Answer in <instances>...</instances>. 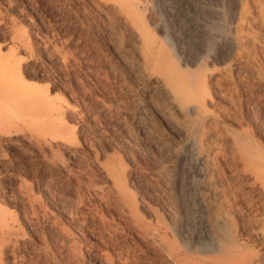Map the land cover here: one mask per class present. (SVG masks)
<instances>
[{
    "label": "rangeland",
    "instance_id": "obj_1",
    "mask_svg": "<svg viewBox=\"0 0 264 264\" xmlns=\"http://www.w3.org/2000/svg\"><path fill=\"white\" fill-rule=\"evenodd\" d=\"M90 1L0 0L1 50L63 106L0 124L1 264H264V0H196L198 27L160 11L155 53L180 82L208 75L205 115L189 118L144 67L138 33Z\"/></svg>",
    "mask_w": 264,
    "mask_h": 264
},
{
    "label": "bare ground",
    "instance_id": "obj_2",
    "mask_svg": "<svg viewBox=\"0 0 264 264\" xmlns=\"http://www.w3.org/2000/svg\"><path fill=\"white\" fill-rule=\"evenodd\" d=\"M91 1L95 5V8H97L102 14L109 17V19H119L126 26V28H130L132 30H135L138 33L137 35H139V37L141 39V43L143 45V65L146 69H151L150 71L157 73V76L155 77L157 87L165 89L166 92H168V94L170 95L172 102H175L178 99H186L187 101L189 100L186 104L183 103V105L180 106L179 109L181 110L182 114L188 118H189V116H192V115L202 117V115L204 113L203 111L207 105V103H206L207 99H206L205 95H203L202 92L203 91L205 92L207 89V77H208V75H206V72H205L204 75L202 74V77H199L198 79H196L197 77L195 76L196 78L194 80L192 78V80H190V81L188 79L186 83L180 82L179 78H180V76H183L181 74L182 69H179L176 65H172V66L168 65L163 56L155 53L156 51H154V49H155L156 41L152 35V32L150 31L151 26L155 29L159 28V29L167 30V28H169V27H167V24H162V22L158 18L160 15V11H162V9L168 11V13H170L171 15H174L177 18L178 22H183L182 18H186L187 20H189V23L187 26L198 27L197 22L192 19L193 18L192 16H194L192 14V11H189L186 9V8H188L189 5H193V7L195 5H197V4H194L196 0H173L175 5L167 3V0H161V1H163V3L161 2L163 4L162 8L156 6L155 3L158 0H91ZM199 9H201V12H203V11L205 12V9H203L201 7H199V8L196 7L195 11H198ZM8 50L11 53L7 52V54H6V53H3V51L0 48V124L1 123L4 124V122L7 118H3V117L8 116L6 114L8 112H10L11 110L12 111H15V110L19 111L20 109L25 110L28 107H31V109L34 108V109L40 110L41 107L48 104L47 105L48 107L45 106V109L48 108L51 112H57V113L60 112L59 110H62L63 106L59 105L57 107L58 104L57 105L54 104L57 102V101H55V99H53V101H54L53 102V101H51L52 98L49 97V95L40 93V91L37 93V90L27 89L28 84L24 82V80H23L24 77L22 76V73H21V69H22L21 61H18L19 59L15 58V54H13L14 48H11V50L10 49H8ZM154 73L152 75H155ZM44 91H46V89ZM47 93H48V91H47ZM56 100H58V102H59L58 98ZM52 103L54 104V106ZM177 106H179V105H177ZM59 107H61V108H59ZM43 108H42V110H43ZM50 111H48V113ZM22 112H24V111H21V113ZM40 112H41V110H40ZM40 112H37V114L34 113L35 117L37 115L39 118L40 115H38V113L40 114ZM45 112L42 113L43 116L45 115ZM30 113H33V111ZM30 113L28 115H30ZM52 114H48V115H51V116H49V119L52 118ZM61 114H63V113H61ZM54 115L56 116V114H54ZM30 117H32L34 119L33 115ZM46 118H47V116H46ZM59 118H61L60 115H59ZM19 119H20V117H19ZM22 119H24V118L22 117ZM36 119H34V121ZM43 120H44V118H43ZM47 120H48V118H47ZM42 123L45 124L44 121ZM49 123H51V126L48 124V122H46V127L44 125V127L47 128L46 130L50 129L51 127H54L56 130L57 128H60L59 126L61 124V121H60L59 126L57 125L58 126L57 128L52 123V120L49 121ZM3 124H1V126ZM37 124H38V122H37ZM47 125L50 127L48 128ZM63 125H65V124H63ZM61 127L62 128H60L59 130H61L63 132L64 126L61 125ZM45 128H43V129H45ZM59 130H57V132ZM70 130L73 131V129L70 128L68 130L69 131L68 134L71 133ZM61 131H59V134ZM51 133L53 135L54 132L51 130V132L49 131V134L51 135ZM60 136H62V135H60ZM66 136H68V135H66ZM55 139H57V138H55ZM64 140H66V139H64ZM67 142H69V140ZM69 147L73 148V152L74 151L80 152V148L77 146H71L70 145ZM108 175L114 181V184L119 188L118 197L122 198L123 201L125 200L124 202L126 203V205H128L130 207V212H131L133 219H134V225L138 228V231L144 236V238L145 237L146 238H152V239H154V241H157V244H158V242H160V239L163 236V234H161L162 235L161 236L157 229L154 230V229L150 228L142 220L143 218L141 219L140 215L138 214L137 209L136 210L134 209V205H135V203L133 204L134 200L130 199V194L128 193L129 191H127V189H125V186L123 184L122 175L117 170H113V171L109 170ZM260 187H264V186H259V189H260ZM261 190L264 192V188L260 189V192H261ZM261 195H264V193ZM122 199H121V201H122ZM1 215H2V213L0 214V217H1ZM12 229H14V228H12ZM7 230H9V228ZM14 230H13V232H14ZM160 232H161V230H160ZM4 235H3V237H6V235L5 236ZM7 236L11 237L8 234H7ZM163 239L165 240V238H162V241H163ZM6 243H8V242H6ZM9 244H10V242H9ZM160 244H161V242H160ZM4 245H2V246H4ZM218 245H219V243H218ZM14 249H15V247H14ZM74 249H75V247H74ZM219 250H221V249H218V251ZM222 252H223V250H222ZM74 253H77V252H74ZM1 255H2V253H1ZM74 255L75 254H73V256ZM76 255H75V258L78 257V256L76 257ZM0 257H3V256H0ZM224 260L226 261V259H224ZM0 261L3 262L2 260H0ZM1 262H0V264H1ZM179 264H180V262H179Z\"/></svg>",
    "mask_w": 264,
    "mask_h": 264
}]
</instances>
